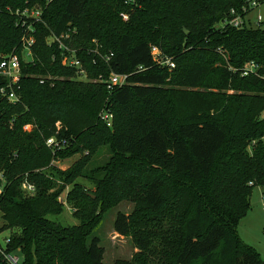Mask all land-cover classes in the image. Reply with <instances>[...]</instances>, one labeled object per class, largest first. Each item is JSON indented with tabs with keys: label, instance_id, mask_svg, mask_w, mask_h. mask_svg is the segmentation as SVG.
<instances>
[{
	"label": "trees",
	"instance_id": "trees-1",
	"mask_svg": "<svg viewBox=\"0 0 264 264\" xmlns=\"http://www.w3.org/2000/svg\"><path fill=\"white\" fill-rule=\"evenodd\" d=\"M244 3L0 0V58L22 55L23 38L34 39L18 83L0 74V233L10 231L8 250L19 251L21 264H105V248L90 237L98 209L123 199L135 209L118 212L114 229L140 252L113 264H264L238 234L253 186L264 187V22L224 24ZM35 6L39 19L23 15ZM63 34L86 80L49 42ZM153 45L175 68L153 60ZM252 61L258 74L244 75ZM113 72L129 74L128 83L109 89L97 81ZM52 136L68 143L54 151ZM105 146L95 196L76 181L83 167L55 164L84 151L88 163ZM25 180L34 193L23 190ZM67 185L76 225L49 218L63 212Z\"/></svg>",
	"mask_w": 264,
	"mask_h": 264
},
{
	"label": "rangeland",
	"instance_id": "rangeland-1",
	"mask_svg": "<svg viewBox=\"0 0 264 264\" xmlns=\"http://www.w3.org/2000/svg\"><path fill=\"white\" fill-rule=\"evenodd\" d=\"M38 9L41 10V7L35 6L25 10L29 13V15H31ZM260 12L264 15V8H262ZM258 14L259 12L257 10L253 11L251 14L253 25ZM123 19L128 20L125 16H123ZM94 43L99 45L96 39L94 40ZM22 55L26 60L31 58V56H28L24 43L22 46ZM86 76L87 75L83 73L76 77L80 80H86ZM86 154H88V152L84 151L80 154L72 156L71 158L58 161L55 164L62 170L69 169L74 164H76L77 167H83L84 176L78 177L76 181L85 187V191L92 193L95 196V184L92 179V176H94L93 172L97 167L104 165V163L108 160L109 150L108 147L105 146L96 152L90 158L88 163L80 161ZM70 188L71 185H67L66 190L60 195L64 205L63 212L58 215H49L51 220L63 225H76L80 223V220L75 214V207L68 201L67 198ZM135 205L136 202L133 199H123L113 206L107 208L100 207L98 209L100 220L93 230L90 239L93 237H98L100 239V244L105 248V264H113L114 261L119 258L132 260L140 252V250L135 246L132 236H122L114 229V222L118 212L131 214L135 209ZM1 224L2 222L0 220V225ZM238 234L244 242L254 247L264 259V187L260 184H256L252 188L251 208L247 215L241 220L238 226ZM9 235V230L0 233L1 242L4 243V239Z\"/></svg>",
	"mask_w": 264,
	"mask_h": 264
},
{
	"label": "built area",
	"instance_id": "built-area-1",
	"mask_svg": "<svg viewBox=\"0 0 264 264\" xmlns=\"http://www.w3.org/2000/svg\"><path fill=\"white\" fill-rule=\"evenodd\" d=\"M262 8H264V0H245V3L241 9H236V8L231 9L230 15L228 16L227 20L224 21V24H228L230 26L237 27V28H240L243 26L258 27L264 22V15L262 12H260ZM255 10H257L259 14L257 15V18L253 25L251 14ZM23 15L26 17H34L36 19H39L41 15V10L38 9L35 12H33L31 15H29L27 11H24ZM124 16L128 18L127 15H124ZM69 36H70L69 34H66V35L63 34L58 37L52 36L49 38V42H58L59 46L62 49H64V57H63L64 64L74 66L80 69L82 73H85V71L83 70L82 61L76 54V49L67 45L64 41V39L69 38ZM23 39H24L23 40L24 45L28 52V56L32 57L31 46L34 42V39L31 36L30 37L25 36V38ZM96 52L99 53L98 50H96ZM151 54H152L153 60L157 64L161 66H167L170 70L175 68L176 64L173 58L165 55L158 46L156 45L152 46ZM111 56L112 54L105 55V56L103 55L102 57L108 61ZM21 59L26 60L23 55H20L18 53H11V54L2 56L0 58V74L9 78L13 84H17L21 76ZM144 69L145 68L143 66H139L136 71H141ZM258 69H259L258 64L252 61L249 63L247 67L244 68L243 74L244 75H247L249 73L258 74ZM259 76H261L264 79V72L260 74ZM128 78H129V74H121V73L113 72L107 78L100 76L99 79H97V81L106 83L108 88L112 89L115 86H122L128 83ZM2 90L4 92V89ZM7 96L11 102H16L19 100L18 95L14 91H11L10 93H8ZM101 115H102V118L107 121L108 125L111 126L112 125V122H111L112 114L106 111H103ZM67 143L68 142L66 139H58L55 136H52L47 139V145L50 146L54 151L62 149L63 147L66 146ZM0 179L3 180V174L1 172H0ZM22 188L28 193L35 192V186L31 184L30 182H28L27 180L23 182ZM60 200L63 202L61 197H60ZM9 242H10L9 236L4 239V243L1 242L0 240V253L2 254L7 264H21L22 262L21 254L19 253L18 250L9 251L8 250Z\"/></svg>",
	"mask_w": 264,
	"mask_h": 264
},
{
	"label": "water",
	"instance_id": "water-1",
	"mask_svg": "<svg viewBox=\"0 0 264 264\" xmlns=\"http://www.w3.org/2000/svg\"><path fill=\"white\" fill-rule=\"evenodd\" d=\"M185 33L188 34V31L186 29H184Z\"/></svg>",
	"mask_w": 264,
	"mask_h": 264
}]
</instances>
